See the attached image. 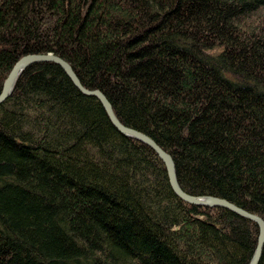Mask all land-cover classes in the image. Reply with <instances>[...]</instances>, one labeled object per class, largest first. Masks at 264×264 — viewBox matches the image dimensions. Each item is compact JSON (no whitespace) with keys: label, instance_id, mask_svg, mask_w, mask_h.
<instances>
[{"label":"trees","instance_id":"1","mask_svg":"<svg viewBox=\"0 0 264 264\" xmlns=\"http://www.w3.org/2000/svg\"><path fill=\"white\" fill-rule=\"evenodd\" d=\"M37 52L169 151L186 191L264 218V0H0V91ZM258 236L177 195L59 63L29 65L0 104V264H249Z\"/></svg>","mask_w":264,"mask_h":264},{"label":"water","instance_id":"2","mask_svg":"<svg viewBox=\"0 0 264 264\" xmlns=\"http://www.w3.org/2000/svg\"><path fill=\"white\" fill-rule=\"evenodd\" d=\"M47 60H52V61L59 63L65 69V71L70 76V78L75 83V85L82 92L97 96L99 100L102 102L103 106L105 107L111 121L121 132L127 135H130V136L136 137L146 142L160 155V157L164 160L166 164L170 184L177 195H179L184 200L194 203V204L208 205V206H223L245 217L255 220L259 225V236H258V243L255 249V252L249 264H258L261 258L262 252H263V248H264V218L260 214L251 212L248 209L242 206H239L237 203L225 197H220L216 195H199V194H193V193L186 191L179 182L176 163H175L173 155L169 151L164 149L148 133L136 127L123 123L120 120V118L117 116L113 108L112 102L110 101L108 96L99 88H88L87 86H85L82 83L76 71L74 70L73 65L64 57L58 54H55L53 52L26 53L20 56L17 59V61L13 64L6 79L4 80L2 89L0 91V104L4 102L10 96V94L14 90V87H15V84H16V81L19 75L29 65L35 62L47 61Z\"/></svg>","mask_w":264,"mask_h":264},{"label":"bare ground","instance_id":"3","mask_svg":"<svg viewBox=\"0 0 264 264\" xmlns=\"http://www.w3.org/2000/svg\"><path fill=\"white\" fill-rule=\"evenodd\" d=\"M235 212V211H234ZM237 213V212H236ZM239 214V213H238ZM241 215V214H240ZM243 216V215H242Z\"/></svg>","mask_w":264,"mask_h":264}]
</instances>
